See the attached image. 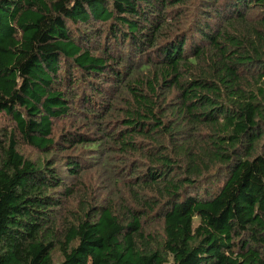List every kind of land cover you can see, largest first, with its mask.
Instances as JSON below:
<instances>
[{"label": "trees", "instance_id": "1", "mask_svg": "<svg viewBox=\"0 0 264 264\" xmlns=\"http://www.w3.org/2000/svg\"><path fill=\"white\" fill-rule=\"evenodd\" d=\"M0 264H264V0H0Z\"/></svg>", "mask_w": 264, "mask_h": 264}, {"label": "rangeland", "instance_id": "2", "mask_svg": "<svg viewBox=\"0 0 264 264\" xmlns=\"http://www.w3.org/2000/svg\"><path fill=\"white\" fill-rule=\"evenodd\" d=\"M53 258H55V259L59 258L58 254L57 253H53Z\"/></svg>", "mask_w": 264, "mask_h": 264}]
</instances>
